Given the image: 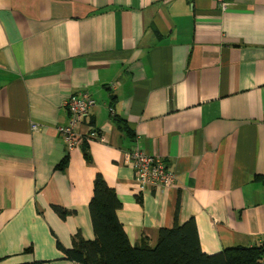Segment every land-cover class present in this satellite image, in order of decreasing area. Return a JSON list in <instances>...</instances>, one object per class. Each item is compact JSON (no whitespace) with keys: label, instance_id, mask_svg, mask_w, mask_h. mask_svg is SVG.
Here are the masks:
<instances>
[{"label":"crops","instance_id":"obj_1","mask_svg":"<svg viewBox=\"0 0 264 264\" xmlns=\"http://www.w3.org/2000/svg\"><path fill=\"white\" fill-rule=\"evenodd\" d=\"M226 2L0 0V264H77L62 248L94 238L97 173L131 244L190 217L207 254L264 240V0ZM84 92L103 140L67 150ZM137 144L174 185L139 193Z\"/></svg>","mask_w":264,"mask_h":264},{"label":"trees","instance_id":"obj_2","mask_svg":"<svg viewBox=\"0 0 264 264\" xmlns=\"http://www.w3.org/2000/svg\"><path fill=\"white\" fill-rule=\"evenodd\" d=\"M84 158L91 163L89 152L83 148ZM67 162V156L60 165ZM58 167H61V166ZM120 202L115 191L97 173L93 180V194L89 213L94 238L85 240L80 231L72 236V247L64 254L79 264H261L264 240L259 245L233 246L223 251L207 254L200 247L194 218L171 228H159L153 245L147 237L131 244L118 219ZM64 218L70 211L52 206Z\"/></svg>","mask_w":264,"mask_h":264},{"label":"built area","instance_id":"obj_3","mask_svg":"<svg viewBox=\"0 0 264 264\" xmlns=\"http://www.w3.org/2000/svg\"><path fill=\"white\" fill-rule=\"evenodd\" d=\"M222 10L227 8L226 0H214ZM95 100L87 93L70 95L63 101V106L68 113V122L57 128L67 150L75 149L83 137L102 141L103 136L98 131L87 128L82 131L80 127L86 125L89 120L90 109L94 106ZM111 110V108H110ZM36 128V125H32ZM141 144L124 154V163L132 168L139 193L144 194L150 188L157 186L167 188L174 185L175 175L167 171L165 162L160 156L147 153ZM79 264V263H77ZM264 264V256L262 258Z\"/></svg>","mask_w":264,"mask_h":264}]
</instances>
